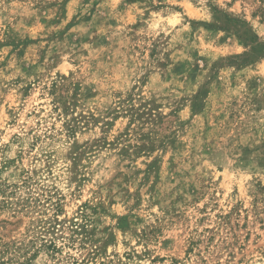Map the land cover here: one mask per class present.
<instances>
[{
    "label": "rangeland",
    "instance_id": "rangeland-1",
    "mask_svg": "<svg viewBox=\"0 0 264 264\" xmlns=\"http://www.w3.org/2000/svg\"><path fill=\"white\" fill-rule=\"evenodd\" d=\"M0 264H264V0H0Z\"/></svg>",
    "mask_w": 264,
    "mask_h": 264
}]
</instances>
